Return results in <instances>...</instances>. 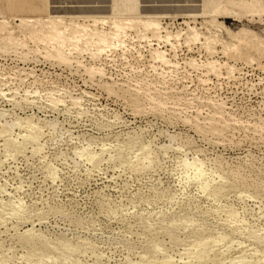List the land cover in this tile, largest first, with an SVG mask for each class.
Segmentation results:
<instances>
[{
	"label": "rangeland",
	"instance_id": "obj_1",
	"mask_svg": "<svg viewBox=\"0 0 264 264\" xmlns=\"http://www.w3.org/2000/svg\"><path fill=\"white\" fill-rule=\"evenodd\" d=\"M129 18L135 23L114 35V23ZM54 19L101 30L110 50L88 33L69 41L67 61L50 56L31 34ZM0 24L21 42L5 46L0 37V128L29 117L44 135L37 154L0 139V199H23L42 214L0 221L7 264L161 263L163 254L174 264H241V252L264 264V244L237 230L264 234V0H0ZM134 134L152 161L120 144ZM188 161H200L204 174ZM32 221L81 251L39 262L18 236ZM205 236L220 238L207 257L183 253ZM155 238L163 250H152Z\"/></svg>",
	"mask_w": 264,
	"mask_h": 264
},
{
	"label": "bare ground",
	"instance_id": "obj_2",
	"mask_svg": "<svg viewBox=\"0 0 264 264\" xmlns=\"http://www.w3.org/2000/svg\"><path fill=\"white\" fill-rule=\"evenodd\" d=\"M54 18V17H53ZM85 18V17H84ZM122 18V17H121ZM69 19V18H68ZM120 19V18H119ZM135 18H129V19H122V20H119V21H116L114 23V30L113 33L114 35L120 33L121 29H125V28H122L123 26L125 25H132L135 23ZM89 21V20H88ZM112 21V20H111ZM6 22V21H5ZM208 22V21H207ZM221 22V21H220ZM111 23V22H110ZM155 23V22H154ZM223 23V22H222ZM224 25V24H223ZM94 26V25H93ZM149 27V29H151L153 32H156V26L151 24V23H147V25ZM12 27V26H11ZM98 27V26H97ZM223 27V26H222ZM93 28V27H92ZM142 28V27H141ZM194 28V27H193ZM228 28V27H227ZM131 29V28H130ZM225 29H226V26H225ZM126 30V29H125ZM227 30V29H226ZM225 30V31H226ZM208 31V30H207ZM233 31V30H232ZM231 31V32H232ZM238 31V30H237ZM18 32V31H17ZM32 34H31V38L33 39H39L42 43H44V48L46 50V52L50 55V56H54V57H57L63 61H67V58H68V52L64 51V48L66 46H68V43L70 41V43H72V45H74L81 37L83 34H88L90 33L93 37H95L97 40H96V43H98V45L103 48V50L105 51L109 46V39L107 37V34L103 33L101 30H98V29H94V30H89L87 29V26L85 25V22L84 24L82 23H79V22H73V23H66V22H63L62 20H58V19H54L53 21L49 20V21H44L42 22V24L38 27H33L32 29ZM125 32V31H123ZM198 32V31H197ZM200 32V31H199ZM235 32V31H234ZM242 32V31H241ZM240 32V33H241ZM205 34V32H203ZM201 33V34H203ZM227 33V32H226ZM237 33V32H236ZM239 33V32H238ZM67 34V35H66ZM197 34V33H195ZM203 34V35H204ZM231 34V33H230ZM245 34V33H244ZM125 35V34H124ZM188 35V34H187ZM240 35V34H239ZM118 36V35H117ZM133 36V35H132ZM156 36V35H155ZM207 36V35H206ZM230 36V35H229ZM244 36V35H243ZM246 36V35H245ZM254 36V35H253ZM0 37H1V44L5 45V46H10V47H19L21 46V42L18 40L20 39L17 35H15L14 33V30L13 28H9L7 26H5V24H0ZM162 37V36H161ZM255 37V36H254ZM83 38V37H82ZM216 38V36H215ZM247 38V36H246ZM252 39V37H250ZM24 39V38H23ZM28 39V37H27ZM209 39V38H208ZM214 39V38H212ZM249 39V38H248ZM257 39V38H256ZM260 39V38H259ZM258 39V40H259ZM25 40V39H24ZM93 41V39H91ZM118 40V39H117ZM211 40V39H210ZM220 40V38H219ZM263 40V38H262ZM115 41V40H114ZM205 41V40H204ZM216 41V40H214ZM212 41V42H214ZM223 41V40H222ZM221 41V42H222ZM250 43L252 42V40H249ZM256 41V40H254ZM34 42V41H33ZM87 42V41H86ZM95 42V41H94ZM218 42V41H217ZM259 42V41H258ZM262 42V41H261ZM36 43V42H35ZM84 43V42H83ZM88 43V42H87ZM226 43V42H225ZM228 43V42H227ZM233 43V42H232ZM257 43V42H256ZM260 43V42H259ZM46 44L50 45V48H47ZM89 44V43H88ZM113 44V43H112ZM224 44V43H223ZM238 44L239 45H246V42L245 40H243V38L241 40H238ZM29 45V44H28ZM39 45V44H38ZM116 45V44H115ZM230 45V44H229ZM264 45V44H263ZM43 46V45H42ZM224 46V45H223ZM232 46V45H231ZM251 46H252V43H251ZM25 47V45H24ZM39 47V46H38ZM229 47V46H228ZM236 49H237V46H235ZM263 47V46H262ZM40 48V47H39ZM90 48V47H88ZM111 48V47H110ZM226 48V47H225ZM230 48V47H229ZM228 48V49H229ZM31 49V48H30ZM38 49V48H37ZM52 49H54V51H51ZM87 49V48H86ZM109 49V48H108ZM107 49V50H108ZM153 49V48H152ZM244 49V48H243ZM251 49V48H250ZM249 49V50H250ZM40 50V49H39ZM94 50V49H93ZM110 50V49H109ZM224 50V49H223ZM239 50V49H238ZM246 50V48H245ZM244 50V51H245ZM261 50V49H260ZM225 51V50H224ZM231 51V50H229ZM228 51V52H229ZM252 51V49H251ZM263 51V50H262ZM45 52V53H46ZM226 52V51H225ZM255 52V55L258 54ZM259 52V50H258ZM44 54V53H43ZM262 54L259 52V55ZM254 55V56H255ZM250 58V57H249ZM254 59V57H251ZM250 60V59H249ZM18 73V72H17ZM88 79V78H87ZM2 89V88H1ZM33 90V89H32ZM38 90V89H37ZM4 91V90H3ZM53 94V93H52ZM49 96V95H48ZM54 96V95H52ZM73 97V96H72ZM60 99V98H58ZM16 100V99H15ZM19 100V99H18ZM147 100V99H146ZM48 102V101H47ZM12 103V102H11ZM14 105V104H13ZM55 106V105H54ZM15 109V107H14ZM5 110V109H4ZM10 110V109H8ZM81 110V109H80ZM3 110H1L2 112ZM4 113V111H3ZM7 113V112H6ZM10 113V112H9ZM1 114V113H0ZM13 114H16V113H13ZM29 114V113H28ZM35 114V113H34ZM26 116V115H25ZM1 117V116H0ZM2 118V117H1ZM35 119V118H34ZM41 119V118H40ZM44 119V118H43ZM42 120V119H41ZM5 121V120H4ZM9 121V120H8ZM47 121V120H46ZM104 121V120H103ZM12 122V123H10ZM9 124L7 126L5 125H2V128H0V139H3V144L4 146L6 147V149L10 150V149H20L22 148L23 146L25 145H31L32 146V151H34V153H39L40 151V147H44V146H40L41 144H39V142L42 140L40 139L41 136L43 137V129L42 127L34 122L31 118H27L25 120V123L24 124H19L18 122H13V121H10ZM49 122V121H48ZM1 123V122H0ZM47 123V122H46ZM54 125V124H53ZM16 127H20V129H24L25 130V134L22 136V139H19L18 137H14V135L12 134L13 132H11L12 129L16 128ZM47 127V126H46ZM54 127V126H53ZM56 128V126H55ZM54 128V129H55ZM16 130V129H15ZM55 131V130H54ZM18 132V130H17ZM22 132V131H21ZM16 134V133H15ZM139 134V133H138ZM171 134V133H170ZM20 135V134H19ZM48 135V134H47ZM46 135V136H47ZM52 135V134H51ZM132 135V134H130ZM129 135V136H130ZM166 135V134H165ZM169 135V134H168ZM53 136V135H52ZM127 137V135H126ZM45 138V137H44ZM125 139V138H124ZM173 139V138H172ZM40 140V141H39ZM47 140V139H46ZM126 140V139H125ZM174 140H172L173 142ZM42 143V142H41ZM46 143V142H45ZM169 143V142H168ZM44 144V142H43ZM118 144V143H117ZM120 144H123L122 146H124V144H126V146L128 147V149H136L139 151V153H141L146 159H148V161H152L153 160V157L151 155V149H150V145L149 143H145L144 141H141V139H139V137H135V134L134 136H130L128 137L126 143H120ZM47 145V144H46ZM163 145V144H162ZM179 145V144H178ZM119 146V145H118ZM169 146V144H168ZM172 146V145H171ZM29 147V146H28ZM84 147V146H83ZM106 146H102V152H104V148ZM160 147V146H159ZM164 148H167V145L166 146H163ZM30 149V148H29ZM119 150V149H118ZM135 150V151H136ZM153 150V149H152ZM16 151V150H15ZM97 151V150H96ZM134 151V150H133ZM137 151V152H138ZM136 152V153H137ZM42 153V152H41ZM154 153V152H153ZM152 153V154H153ZM156 154V153H155ZM99 154L98 153H95V152H90L89 153V159L91 160H94ZM102 155V154H101ZM106 155V154H105ZM115 155V154H114ZM113 155V156H114ZM129 155V154H128ZM134 155V154H133ZM3 156V155H2ZM121 156V155H120ZM36 157V156H35ZM124 157V156H123ZM132 157V156H131ZM264 157V156H263ZM157 158V156H156ZM193 158V157H192ZM139 159V158H138ZM251 159V158H250ZM3 160V159H2ZM119 160V159H118ZM140 160V159H139ZM157 161V160H156ZM182 161V160H181ZM192 161V160H190ZM202 161V160H201ZM1 162V160H0ZM98 162V161H97ZM122 162V161H121ZM247 162V161H246ZM255 162V161H254ZM148 163V162H147ZM185 164L187 166L189 165H195L196 166V169H197V172H199L201 175L204 174V171L202 170L201 167H203L201 165V162L200 161H195V162H185ZM185 165V166H186ZM187 168V167H186ZM190 168V167H189ZM257 168V167H256ZM0 169H2L0 167ZM194 169V168H193ZM7 171V170H5ZM49 171H50V174L53 173V168L52 167H49ZM196 171V170H195ZM225 171V170H224ZM3 172V171H2ZM206 172V171H205ZM227 172V171H226ZM225 172V173H226ZM249 172V171H248ZM207 173V172H206ZM228 176V174H226ZM232 176V175H231ZM233 178V177H232ZM223 179V178H222ZM221 179V181H222ZM229 179V178H228ZM240 179V178H239ZM238 179V180H239ZM7 181V180H6ZM220 181V180H219ZM223 181H225L223 179ZM241 181V180H240ZM215 182V181H214ZM218 182V181H217ZM228 182V181H227ZM212 183V182H211ZM222 183V182H221ZM5 184V183H4ZM213 184V183H212ZM218 184V183H217ZM210 184L208 182H206V186L208 187ZM220 185V184H219ZM227 185V184H226ZM2 186V185H1ZM0 186V188H1ZM21 186V185H20ZM211 186V185H210ZM209 186V187H210ZM215 186V185H213ZM221 187H224V186H221ZM226 187V186H225ZM17 188V187H16ZM5 189V188H4ZM22 189V187H21ZM21 189L19 191H21ZM225 190L223 188H219L218 190ZM3 192L4 190L1 189ZM217 190V191H218ZM222 190H220L217 194H219ZM17 191V190H16ZM227 191V189H226ZM6 192V191H5ZM214 194L216 195L215 191L213 190ZM224 192V191H222ZM10 193V192H9ZM8 191H7V194H9ZM209 193V192H208ZM212 194V193H211ZM241 194V193H240ZM2 195V193H1ZM223 195V194H221ZM213 196V195H212ZM215 197V196H214ZM244 197V196H243ZM221 198V197H220ZM216 198H214L215 200ZM218 199V198H217ZM216 199V200H217ZM23 200V199H22ZM20 199H17V198H10L8 200H3V199H0V221H3L4 218H6V220L8 218H12V217H21V218H24V217H31V216H34L35 214L38 215V211L37 209H35L34 206L32 205H29L27 203H25L24 201H22ZM244 200V199H243ZM264 202V201H263ZM216 204V203H215ZM221 204V203H220ZM227 205V204H226ZM232 206V205H231ZM34 208V209H33ZM39 208V207H38ZM49 208V206H48ZM216 208V207H215ZM243 208V207H242ZM43 210V209H42ZM52 210V209H51ZM245 210V209H244ZM150 211V210H149ZM155 211V210H154ZM153 211V213H154ZM162 211V210H161ZM228 212V217H229V220L234 223L236 226H241V223H237L238 221V213L235 209L233 208H229L227 210ZM240 211V210H239ZM242 211V210H241ZM41 212V211H40ZM39 212V213H40ZM137 212V211H136ZM218 212V211H217ZM49 213V212H47ZM159 213V211H158ZM166 213V212H165ZM195 213V212H193ZM199 213V212H198ZM197 214V213H196ZM40 215H42L40 213ZM162 215H163V212H162ZM171 215V214H170ZM250 215V214H249ZM145 216V215H144ZM160 216V215H159ZM168 216V215H167ZM191 216V215H189ZM187 217L190 218V217ZM8 217V218H7ZM38 217V216H37ZM36 217V218H37ZM40 217V218H39ZM38 218L40 219L41 221V216H39ZM42 217H45V216H42ZM150 217V216H149ZM214 217V216H213ZM245 217V216H244ZM254 217V216H253ZM157 218V217H156ZM162 218V217H161ZM20 219V218H19ZM26 219V218H25ZM45 219V218H44ZM141 219V218H140ZM163 219V218H162ZM166 219V218H165ZM5 220V219H4ZM16 220V219H15ZM22 220V219H20ZM183 221V220H182ZM242 220H240L241 222ZM247 221V220H246ZM5 221H3L4 223ZM7 222V221H6ZM25 222V221H23ZM27 222V221H26ZM150 222V221H149ZM176 222V221H175ZM2 223V222H1ZM2 223V224H3ZM165 222H163L164 224ZM227 223V222H226ZM5 224V223H4ZM3 224V225H4ZM222 224V223H221ZM34 221H32V226L31 227H28L26 228L23 232L21 233H17L18 236L20 238H22L25 242V240L27 242H30L33 244V247L32 245L30 246L31 247V250L30 248L28 249L30 251L31 254L33 255H36L38 257V260L39 262H42L45 260H50V259H53L55 260V258H61L63 259V257H65L66 255H72V254H75L77 252H80V248L78 247V245L70 242L69 240H66V239H63V238H58V237H55L54 239H51L49 237H47L44 233H42L40 230L36 229L34 227ZM145 225V224H143ZM147 225V224H146ZM158 225V224H157ZM161 225V224H160ZM171 225V223H170ZM231 225V224H230ZM229 225V226H230ZM149 227V226H148ZM200 227V226H199ZM15 228V227H14ZM241 228V229H240ZM242 228L244 231H246L248 237H245V238H252L253 240H257V243H261V244H264V234L262 232H259L257 231V229H254V228H251V227H239L237 230H240L241 232L242 231ZM9 230V227L7 228ZM204 230V229H203ZM6 231V230H5ZM15 231V230H14ZM239 231V232H240ZM7 232V231H6ZM205 232V231H204ZM166 233H169L166 232ZM172 233V232H171ZM230 233V232H229ZM10 234V233H9ZM146 234V233H145ZM244 234V233H243ZM221 235V234H220ZM226 235V234H225ZM239 235V234H238ZM11 236V235H10ZM158 236V235H157ZM243 236V235H242ZM245 236V235H244ZM15 237V236H14ZM14 237L12 239H14ZM206 237V236H205ZM238 237V236H237ZM18 238V237H16ZM227 238V237H226ZM244 239V237H242ZM220 239V238H219ZM219 239L216 237V236H209V237H206L204 240L198 242L197 244L194 245V247L192 249L190 248H187L183 251V253H190L193 257L197 258V259H203L205 257L208 256L207 252L210 250V245L209 244H214L216 242L219 241ZM225 239V238H224ZM233 239V238H232ZM251 239V240H252ZM20 239H18L19 241ZM82 240V239H80ZM86 240V239H84ZM84 240H82L83 242H85ZM150 240V239H149ZM152 240V239H151ZM150 240V241H151ZM155 239L152 240V244L153 246L149 245L148 242L147 244L149 245V247H154L152 248V250H156V251H160L162 249L161 245L159 242H153ZM161 240V239H160ZM229 240V239H228ZM246 240V239H245ZM248 240V241H249ZM21 241V240H20ZM148 241V240H146ZM232 240H230L231 242ZM23 242V243H24ZM26 242V243H27ZM92 242V241H91ZM241 242V241H240ZM150 243V242H149ZM221 243V242H220ZM224 243V242H223ZM246 243V242H245ZM162 244V243H161ZM217 244V243H216ZM27 245V244H26ZM84 249H83V252L86 254L88 253L87 252V249H90L91 253L94 254L95 256L97 255L96 253V250L94 249V246H92L91 244H87V243H84ZM165 245V244H164ZM240 245V244H239ZM21 246L23 248V245L21 243ZM80 246V245H79ZM167 246V245H166ZM232 246V243L228 244L227 247H231ZM258 246V245H257ZM149 247H146V249H148ZM165 247V246H164ZM163 247V248H164ZM5 248V247H4ZM27 248V247H26ZM181 249V248H180ZM27 250V249H25ZM27 250V251H28ZM163 250V249H162ZM166 250V249H165ZM215 250V249H214ZM89 251V252H90ZM156 251H154L153 255H156ZM3 252V251H1ZM150 252V251H149ZM162 252V251H161ZM165 252V251H163ZM171 252V251H170ZM25 253V252H24ZM28 253V252H27ZM147 253V252H146ZM6 254V253H4ZM23 254V253H22ZM31 254H27L24 256H31ZM80 254V253H79ZM159 254V253H158ZM3 254L0 255V264H7V258L6 256H2ZM156 257H158L156 255ZM215 257V256H213ZM160 262L161 263H152V262H144V261H138L137 264H174L172 263V261H170V258L169 256H165L164 254L162 255V258H160ZM58 260V259H57ZM56 260V261H57ZM212 260H215V259H212ZM220 260V259H219ZM234 260H237L239 263L241 264H251V263H248L247 261H244V260H249V258H247L245 252H241L239 253ZM55 262V261H54ZM53 262V263H54ZM255 262V261H253ZM252 262V263H253ZM50 263V262H49ZM48 264V263H47ZM219 264V262H218ZM258 264H261L258 263Z\"/></svg>",
	"mask_w": 264,
	"mask_h": 264
},
{
	"label": "snow or ice",
	"instance_id": "obj_3",
	"mask_svg": "<svg viewBox=\"0 0 264 264\" xmlns=\"http://www.w3.org/2000/svg\"><path fill=\"white\" fill-rule=\"evenodd\" d=\"M187 163V162H186Z\"/></svg>",
	"mask_w": 264,
	"mask_h": 264
}]
</instances>
